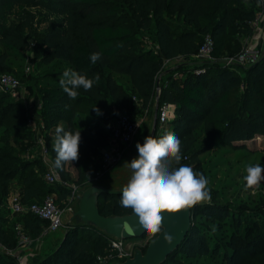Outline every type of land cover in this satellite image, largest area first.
<instances>
[{
    "label": "trees",
    "instance_id": "obj_1",
    "mask_svg": "<svg viewBox=\"0 0 264 264\" xmlns=\"http://www.w3.org/2000/svg\"><path fill=\"white\" fill-rule=\"evenodd\" d=\"M253 1L257 0H0V71L19 79L16 71L21 67V50L27 45L35 14L42 11L36 18L46 21L38 34L43 49L37 64L48 66L38 76H30L26 84L34 87L45 132L56 140L57 125L80 131L79 156L72 162L76 180L93 177V155L105 143L110 108L129 114L135 103L148 108L157 79L158 105H174L173 116L160 133L173 132L181 141L180 164L203 174L202 152L217 144L244 149L246 139L264 134V55L249 64L226 65L220 59L236 17L248 21L253 17V12L243 7ZM245 29L251 30L249 23ZM141 33L149 35L150 46ZM206 33L212 39V58L200 59L195 53ZM236 37L229 39L233 45L227 46L228 54L235 51ZM94 52L102 53L95 64L89 59ZM174 59H180L174 67L182 72L181 77L169 74L166 83L160 84L162 75L172 69L164 64ZM67 69L89 79L99 74L100 79L90 91L77 89L79 95L71 100L59 83ZM24 120L21 101L0 91V203L9 192L10 181L15 180L22 202L40 201L54 189L55 201L62 206L67 201V187L35 176L29 167L36 160L21 161L17 147L8 145L9 137H27ZM43 139L54 166L56 153L50 134L45 133ZM56 171L68 180L65 163ZM120 196L121 192H99L98 212L103 216L132 212L120 205ZM198 212L215 220H194L185 238L158 264H235L234 257L252 247L255 252L244 255L248 260L237 264H264V218L256 211L233 210L228 215L208 208ZM19 214L29 235H37L46 224L30 212ZM6 219L0 216V225ZM16 241L14 233L0 226L3 247L12 248ZM107 249L100 232L76 227L32 264H98L96 255ZM0 264L17 263L0 249Z\"/></svg>",
    "mask_w": 264,
    "mask_h": 264
},
{
    "label": "rangeland",
    "instance_id": "obj_2",
    "mask_svg": "<svg viewBox=\"0 0 264 264\" xmlns=\"http://www.w3.org/2000/svg\"><path fill=\"white\" fill-rule=\"evenodd\" d=\"M243 7L250 9L253 12V15L257 13L261 14L258 22V29L251 28V30L247 31L245 28L248 26V19L242 20L239 17H236V22L231 25L229 29V35L227 39L237 36L236 38L238 40V44H235V51L231 54H228L230 48L227 46H229V44L233 45V43L230 42L229 39L227 40L228 45L222 51L223 54L220 57V59H222L223 61L228 59V57L234 56L242 47L257 48V58H260L262 55H264V3L259 1L246 2L243 4ZM33 10L37 11L36 8H34ZM43 14L44 13L42 11H39L38 14H35V21L33 23L32 30L27 35V45L21 50V67H17L16 71V74L19 76L20 85L17 89L18 95L14 98H17L21 101L23 107V115L25 117L24 128L27 132V137L24 139L9 137L8 145L17 147L16 149L19 151V157L21 161L25 159L36 160V164L31 165L29 168H33V170L35 171V176H39L45 182L44 173L46 171V165L41 160V156L37 148V146H40L37 138L41 139L43 147L50 157V151L48 146H45L43 136L45 133L50 134V144L55 143V137L52 133L45 132L42 117L39 115V101L35 100V98L33 97L34 87L29 88L26 84L27 79L30 76H38L40 74V70L48 66L37 64V61L40 60V54L42 53L43 49V46L39 43L38 34L41 28L46 24V21H36V18L41 17ZM48 19H50V17ZM6 21L8 23H12V20L10 18H7ZM26 33L27 31L24 29L22 31V34L26 35ZM141 35L143 36V38H145L148 46H150L148 42L150 39L149 35H147L146 33H141ZM0 46L3 47L1 43ZM179 61L180 59H174L173 61H169L164 64V67H172V69L167 74L164 73L162 75L160 84L166 83V76L169 74L172 78L179 79L181 77L182 72L175 69L174 67ZM25 66L29 67L27 73L24 71ZM1 73L5 72L0 71V74ZM157 85H159L158 82ZM158 92L159 86L157 89L155 87L153 100L148 108L141 109L140 105L138 103H135L136 108H134L135 110L131 113V115L140 118L141 124L135 138L125 150V153L123 154L118 164H116L110 171L102 175L106 176L115 169L122 167V169L119 170L121 171V173L116 174L114 180L111 181V185L118 186V183L125 181L128 173L131 174V169L128 163H130L133 158L138 156V151L135 147L136 143L139 142L142 144L144 137L150 135L153 120V110L155 106L158 107L157 99L155 100V96L156 94L158 96ZM133 101L132 104H134ZM121 111L122 110L111 107L108 119L114 118V116ZM166 125L167 123H157V126H154L153 137L162 136L163 134L160 133V130ZM244 144L246 146V148L244 149H236L229 146L217 144L215 147L200 154V159L203 167V175L208 180V188L210 190L211 200L208 202L196 204L188 209H183L187 214V224L181 238L172 250H174L185 238L188 229L194 220H198L200 218L202 220H215L214 216L210 218H208V216L206 215L199 216L198 210L216 208L217 210L219 209L227 212L228 215L232 213L233 210H254L257 212V215L264 218V181H261V183L254 188H246V182L243 179V177L247 174L246 169L248 166L260 164L262 167H264V134H256L253 137L246 139L244 141ZM40 152L42 153V151ZM50 160L53 165L51 157ZM95 160L96 156L93 155V161L95 162ZM37 168H40L39 171H36ZM65 168L69 172V178L68 180H65L68 194H70L73 189L82 190L86 187L87 184L95 181L93 179H82L80 181H77L75 171L73 169L72 163L70 162L65 163ZM54 171H56L55 167ZM9 185V192L6 198L4 199V202L0 203V216H4L6 218L8 217V219H6L8 221L5 222V224H1L0 226L5 227L8 231L14 233V235L17 236L15 226L19 224L22 228L20 214L11 211V209L7 205V198L12 194H17L19 196L18 192L20 186L15 182V180H11ZM53 191L54 189L51 191V193L47 194L52 195L55 199ZM75 192L76 191L73 192V196L69 195L67 197V201L64 202L67 207L70 205L72 209L68 212L66 208V210L61 215L62 224L57 229L45 232V234L41 237V240L35 243L33 247L30 246L19 249L16 248L15 245L11 248L15 249V255L11 256L17 264H32L33 262L37 261L44 254L50 252L61 241V239L64 238L66 232L71 228H93L96 231L100 232L106 238L107 243L115 235V231L118 230V227L115 226V224L105 225L107 227H105L106 231L104 233L99 227L95 225L74 221L76 219H74L73 215L76 214L74 213V211L77 208L74 204L78 202L79 196L78 195L76 197L77 194H75ZM173 218L174 220H172V222H169V224L163 222V231L155 236L146 232L144 229L141 233H139V230L142 227L140 225L136 227L134 231L135 233L126 235L123 239V249L128 252V255L125 257L113 256L107 264H109L111 260L117 261V263L119 264L120 262H124L127 259L129 260L131 258H134V256L140 257L141 254H145V252H147V250L152 246V241L154 239L155 241H157L158 238L163 239L169 228H171L172 230L174 229L173 234L177 232L183 220L182 217H179L177 215H174ZM109 227L110 229H108ZM22 231L26 233L30 237V239H34V235H29L23 228ZM137 231L138 233H136ZM172 250H170V252ZM254 250L255 247H252V249L248 248L244 255ZM1 251L7 254L5 250H3V248L1 249ZM244 255L242 254L241 256L234 257V263L237 264L246 262L248 260V257H244Z\"/></svg>",
    "mask_w": 264,
    "mask_h": 264
},
{
    "label": "clouds",
    "instance_id": "obj_3",
    "mask_svg": "<svg viewBox=\"0 0 264 264\" xmlns=\"http://www.w3.org/2000/svg\"><path fill=\"white\" fill-rule=\"evenodd\" d=\"M101 58L102 53L94 52L89 59L95 64ZM62 77L60 86L71 100L79 95L77 89L90 91L100 79L99 74L89 79L71 69L65 70ZM94 110L100 114L98 109ZM55 133L54 167L60 169L63 163L78 159L80 131L57 125ZM135 147L138 156L128 163L131 177L121 190L120 205L131 209L146 232L154 236L161 233L166 212L175 213L211 200L207 178L193 167L180 164L181 141L173 132L166 131L160 137L147 135ZM246 173L243 177L246 188H254L264 181V167L260 164L248 166ZM164 239L171 242L167 234Z\"/></svg>",
    "mask_w": 264,
    "mask_h": 264
},
{
    "label": "built area",
    "instance_id": "obj_4",
    "mask_svg": "<svg viewBox=\"0 0 264 264\" xmlns=\"http://www.w3.org/2000/svg\"><path fill=\"white\" fill-rule=\"evenodd\" d=\"M264 3V0H257ZM260 13L253 15L249 20V25L253 29H258V22L260 18ZM212 39L209 34H204L201 43L199 44L195 57L200 59H210L212 51ZM258 57V49L253 47H242L234 56L228 57L224 60L226 65L232 62H238L243 64H249L254 62ZM29 69L28 66L24 67V71L27 72ZM198 70V69H197ZM20 82L19 79L9 73L0 74V90L10 93L13 97L18 95V88ZM134 99V98H133ZM174 105L167 102H162L157 107V122L158 124H164L170 120L173 116ZM141 124V119L137 118L127 112L121 111L117 113L114 118H112L107 124V137L105 143L98 147V157L96 161V167L93 173L92 179L95 180L110 171L122 158L125 150L129 144L135 138L139 127ZM38 143L40 146H37L38 151L41 156V160L46 165V171L44 173V179L48 184L59 183L64 186L65 180L60 178L59 175L54 171V166L51 163L50 157L43 147L42 141L40 138ZM42 151V153L40 152ZM73 189L69 195L73 196ZM7 205L12 212L22 213L30 212L38 218L45 221V226L41 228L39 233L34 236V239L22 231V228L19 224L15 226L17 233L16 248L24 247H33L35 243L41 240V237L47 231H52L57 229L61 224V215L66 210L67 205L64 204L60 206L52 195L46 194L40 201H30L22 202L20 196L17 194L9 195L7 198ZM5 250L7 254L15 255V249L5 248L0 244V249ZM128 255V252L123 249V239L113 240L110 239L108 242V249L104 254L96 255V261L98 264H107L108 261L113 257H125Z\"/></svg>",
    "mask_w": 264,
    "mask_h": 264
},
{
    "label": "water",
    "instance_id": "obj_5",
    "mask_svg": "<svg viewBox=\"0 0 264 264\" xmlns=\"http://www.w3.org/2000/svg\"><path fill=\"white\" fill-rule=\"evenodd\" d=\"M158 79L156 80V89L158 88L157 85ZM157 99V94L155 96V100ZM156 112L157 107L155 106L153 110V120H152V127L150 130V135L153 136L154 134V126L156 122ZM122 167H119L112 171L110 174H107L106 176H102L100 178L95 179V181L90 182L86 185L85 188L82 190L76 189L75 194L76 197L78 196V202H76L74 205L76 210L74 211L73 217L74 221L84 222L88 224L95 225L99 227L104 233L106 231L107 226L110 224H115V226L118 227V230L115 231V235L111 238L113 240H121L124 239L126 235H130L131 233H135L136 227L139 226L137 217L132 213H125L122 215H115V214H109L106 216L101 215L98 212L97 209V199L96 196L99 192L105 191L109 193H118L121 192L123 186L127 184L129 181L131 174L128 173L127 178L125 181H122L118 183V186L111 185V181L114 180L116 174H120ZM123 177V175H122ZM80 193V194H79ZM71 206L69 205L67 208V211H71ZM174 215H177L179 217H182V223L180 224V227L178 228L177 232L173 234L174 229L171 228L168 229L167 235L171 237V242H166L165 239L158 238L157 241L155 239L152 241V246L145 252V254H141L140 257H135L131 259H127L124 262H120L119 264H158L160 261L163 260V258L166 256L167 253L172 250L175 245L178 243L179 239L181 238L186 224H187V214L185 210H179L175 213H164V219L163 222L166 224H169V222H172L174 220ZM168 222V223H167ZM110 229V227L108 228ZM107 229V230H108ZM143 231V228L139 230V233ZM138 233V231L136 232ZM173 234V235H172ZM112 261V260H111ZM109 262V264H118L117 261Z\"/></svg>",
    "mask_w": 264,
    "mask_h": 264
},
{
    "label": "crops",
    "instance_id": "obj_6",
    "mask_svg": "<svg viewBox=\"0 0 264 264\" xmlns=\"http://www.w3.org/2000/svg\"><path fill=\"white\" fill-rule=\"evenodd\" d=\"M167 62H169V61H167ZM97 157H98V155H96V160H95V163H96V161H97ZM72 163V162H71ZM73 166V165H72ZM22 249V248H21Z\"/></svg>",
    "mask_w": 264,
    "mask_h": 264
}]
</instances>
